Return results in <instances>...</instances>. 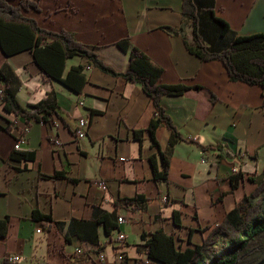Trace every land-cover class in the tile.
Masks as SVG:
<instances>
[{"label": "crops", "instance_id": "crops-1", "mask_svg": "<svg viewBox=\"0 0 264 264\" xmlns=\"http://www.w3.org/2000/svg\"><path fill=\"white\" fill-rule=\"evenodd\" d=\"M35 1L40 11H23L24 16L48 31L74 33L118 73L127 71L130 54L116 44L129 38L131 46L163 69L159 83L189 87L182 96L162 99L185 141L174 147L169 181L157 182L150 158L156 155L162 169L159 150H168L171 132L161 127L156 133L160 149L153 143L148 128L154 104L140 84L88 67L78 92L62 80L72 67L86 66V59H67L59 80L44 72L30 51L7 59L0 53V66L7 62L22 82L17 99L23 108L51 93L59 106L49 122L28 126L5 112L0 83V220L9 219L7 236L0 239V264H9L10 255L21 256L18 264H122L114 244L118 231L127 235L129 258L144 256L137 251L144 233L174 234L184 240V248L202 243L255 191L249 178L264 174V88L233 82L221 62H203L188 52L184 36L192 42V27L183 18L182 0ZM214 10L239 35L264 34V0H215ZM81 118L89 125L86 138L79 140L74 130ZM26 128L20 148L35 152V158L12 160ZM137 131H143L142 141L135 137ZM58 172L64 176L52 178ZM238 173L244 178L234 190L231 177ZM137 195L148 200L145 209L116 205ZM96 208L116 211L124 219L109 237L104 226L98 227L103 263L96 261L98 247L82 241L72 225L90 221ZM37 209L52 221L44 225L32 219ZM175 211L181 227L173 223ZM78 248L82 255L76 254Z\"/></svg>", "mask_w": 264, "mask_h": 264}, {"label": "trees", "instance_id": "trees-1", "mask_svg": "<svg viewBox=\"0 0 264 264\" xmlns=\"http://www.w3.org/2000/svg\"><path fill=\"white\" fill-rule=\"evenodd\" d=\"M0 0V53L7 59L24 51L34 54L36 63L49 76L61 79L64 63L67 59L82 57L87 60L86 66L72 67L67 79L62 80L67 86L81 92L85 84L84 71L88 67L99 69L105 74L141 85L144 93L154 104V116L148 132L153 143L160 149L156 133L161 127L171 132L170 146L166 152L159 150L162 169L157 157L153 155L150 163L157 182H168L170 160L174 147L185 141L174 126L162 104L165 96H182L191 89L182 84H161L159 80L163 69L138 48L131 46L129 38L120 40L116 45L130 54V63L126 72L118 73L107 66L96 53V48L79 42L74 33L61 30L48 31L41 28L37 21L24 16L23 11L34 9L40 11L35 0ZM215 0H182V15L192 27V42L185 36V46L192 55L203 62L219 61L226 68L233 82H243L264 88V34L250 36L239 35L232 31L229 24L217 17L214 10ZM184 31V27L180 28ZM0 83H2L1 100L6 113L23 118L29 126L32 121L49 122L57 115L58 102L55 93L28 109L23 108L17 94L22 87L20 78L10 65L5 62L0 66ZM200 89V87H197ZM4 130L11 132L9 127ZM25 135V132H21ZM143 131L135 132V137L142 141ZM193 142V141H192ZM35 152L14 149L11 159L15 161H31ZM63 173H56L52 178H62ZM244 176L238 173L231 177L232 188L237 189L238 182ZM256 184L255 191L244 197L236 207L226 214L223 221L213 228L200 244H192L187 248L177 245L174 234L163 230L142 235L143 243L137 251L145 254L156 264H243L245 260L260 252H264V174L249 178ZM221 198V197H220ZM220 198L218 200H220ZM147 199L137 195L130 199H121L120 203L134 209H145ZM32 219L44 225L52 221V217L34 210ZM116 211L108 213L96 208L90 221L72 222L76 234L82 241L95 245L97 253H102L98 227L104 226L106 236H111L118 228ZM174 225L181 227L180 212L173 215ZM9 219L0 220V239L7 236ZM206 232V231H204ZM7 264V263H6Z\"/></svg>", "mask_w": 264, "mask_h": 264}, {"label": "built area", "instance_id": "built-area-1", "mask_svg": "<svg viewBox=\"0 0 264 264\" xmlns=\"http://www.w3.org/2000/svg\"><path fill=\"white\" fill-rule=\"evenodd\" d=\"M88 125L89 122L85 118H81L77 121L74 133L77 139L82 140L86 138L87 136V131H88ZM24 137L21 136L20 138L17 139L16 144H15V149H19L21 146V143L23 142ZM54 143L58 146L61 145L59 140H55ZM121 161H126V159H121ZM237 171V170H235ZM98 186L104 190L107 189V184L103 181H98L97 182ZM166 201V199H164ZM124 219L122 217H119L118 223H123ZM126 242H127V235L125 233H122L120 231L117 232V236L114 239V244L117 247L118 253L116 255V260L119 261L122 264H156L153 260L148 258L147 255L144 254L143 257L141 258H129L126 254V251H124V248L126 247ZM84 251L81 248H78L76 250V254L82 255ZM22 258L19 255H10L7 258V261L9 264H18L21 262ZM105 260V255L103 253H97L96 254V261L98 263H103Z\"/></svg>", "mask_w": 264, "mask_h": 264}, {"label": "rangeland", "instance_id": "rangeland-1", "mask_svg": "<svg viewBox=\"0 0 264 264\" xmlns=\"http://www.w3.org/2000/svg\"><path fill=\"white\" fill-rule=\"evenodd\" d=\"M23 131L26 132L27 128ZM21 136L25 137V135H22V133H20V137ZM176 241H177V245H181V246L183 245L182 241L184 240L181 239L180 237H176ZM259 263L264 264V252L256 253L248 257L243 264H259Z\"/></svg>", "mask_w": 264, "mask_h": 264}, {"label": "water", "instance_id": "water-1", "mask_svg": "<svg viewBox=\"0 0 264 264\" xmlns=\"http://www.w3.org/2000/svg\"><path fill=\"white\" fill-rule=\"evenodd\" d=\"M259 264H262V263H259Z\"/></svg>", "mask_w": 264, "mask_h": 264}]
</instances>
